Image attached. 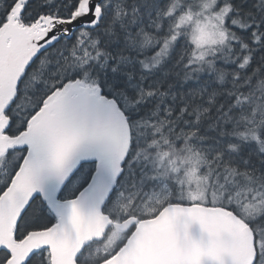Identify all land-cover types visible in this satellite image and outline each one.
I'll use <instances>...</instances> for the list:
<instances>
[{
    "label": "snow or ice",
    "instance_id": "obj_1",
    "mask_svg": "<svg viewBox=\"0 0 264 264\" xmlns=\"http://www.w3.org/2000/svg\"><path fill=\"white\" fill-rule=\"evenodd\" d=\"M0 264H264V0H0Z\"/></svg>",
    "mask_w": 264,
    "mask_h": 264
}]
</instances>
